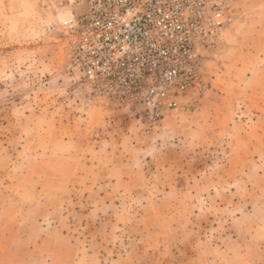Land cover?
<instances>
[{"label":"rangeland","instance_id":"rangeland-1","mask_svg":"<svg viewBox=\"0 0 264 264\" xmlns=\"http://www.w3.org/2000/svg\"><path fill=\"white\" fill-rule=\"evenodd\" d=\"M82 5L0 0V193L22 191L30 215L0 218V249L13 242L25 264H186L198 251L201 264H264V0H235L201 52L202 84L156 124L86 88L62 24ZM46 208L57 222L33 214ZM230 233L242 242L228 258Z\"/></svg>","mask_w":264,"mask_h":264},{"label":"built area","instance_id":"built-area-1","mask_svg":"<svg viewBox=\"0 0 264 264\" xmlns=\"http://www.w3.org/2000/svg\"><path fill=\"white\" fill-rule=\"evenodd\" d=\"M235 0H83L62 24L86 88L156 124L202 84L201 52L234 19Z\"/></svg>","mask_w":264,"mask_h":264},{"label":"crops","instance_id":"crops-1","mask_svg":"<svg viewBox=\"0 0 264 264\" xmlns=\"http://www.w3.org/2000/svg\"><path fill=\"white\" fill-rule=\"evenodd\" d=\"M78 176L82 177L83 175H78ZM78 176L75 173V177H73L72 179H68V183L71 184V187L75 189H77L75 186V183H78V179H77ZM123 177L116 179L114 181L115 184L119 185L125 180H127V182L133 181L130 176H128L127 179ZM119 187L121 186L119 185ZM104 194H106V191L102 192V196ZM14 201L16 203L24 204L23 206H21V209L19 210L21 217L23 219H19L15 223L12 221V218H11L13 214ZM26 205L28 206V204L26 203V194H24L22 191H15L13 194L7 191H2V193H0V218L5 219L4 223L7 226H14L19 223H22L24 219L30 218L29 209L27 210V208L25 207ZM35 213L38 215H42V216L48 215V218H50V220L53 219L55 222L59 220L57 217H55L56 215L54 216V214H56L55 208H49V209L46 208L43 211L33 212V214ZM235 235H236L235 233H232V234L230 233L229 236L227 235V238L232 241V245H233L231 247H228L225 251L228 254V258L238 254V252L235 251L234 245H237L236 242H242L240 236L235 238ZM3 244H4L2 245L3 247L0 249V261L6 260V261L14 262L15 264H25L31 259V257L29 256H24L23 253L25 252L19 249L18 246L13 244V242L11 244L10 243L7 244L6 242H3ZM240 246L242 245L240 244ZM246 253H247L246 257H248L247 250H246ZM201 257L202 256L200 255V251H198L196 255H190V258L187 259L188 261L186 262V264H201V262L204 261ZM245 259H246V262L250 264L249 259L248 258H245ZM46 260H48L47 257H46Z\"/></svg>","mask_w":264,"mask_h":264}]
</instances>
